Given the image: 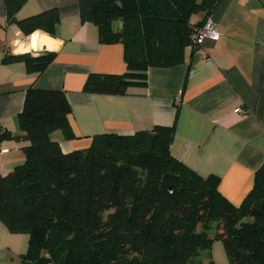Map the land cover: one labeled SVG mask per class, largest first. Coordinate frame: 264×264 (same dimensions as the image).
<instances>
[{"label":"trees","instance_id":"16d2710c","mask_svg":"<svg viewBox=\"0 0 264 264\" xmlns=\"http://www.w3.org/2000/svg\"><path fill=\"white\" fill-rule=\"evenodd\" d=\"M27 0H4L6 19L26 35L53 34L56 10L17 20ZM219 0H78L81 23L97 27L101 44L120 43L126 72L87 76L86 94L125 95L145 86L146 71L183 62L195 27ZM120 23L114 29V23ZM53 53L6 56L41 73ZM63 91L29 88L15 140L25 162L0 173V222L29 237L21 264H214L222 243L229 264H264V162L238 206L218 192L219 179L201 178L170 155L173 126L128 136L97 135L89 148L63 153L49 136L73 134ZM0 131V141L11 139ZM212 229L214 232L211 233ZM206 252V258L202 253Z\"/></svg>","mask_w":264,"mask_h":264},{"label":"crops","instance_id":"0c3cea01","mask_svg":"<svg viewBox=\"0 0 264 264\" xmlns=\"http://www.w3.org/2000/svg\"><path fill=\"white\" fill-rule=\"evenodd\" d=\"M49 10H56L59 19L53 34L36 30L26 35L7 22L0 0V131L12 137L0 141V173L6 175L25 162L28 143L15 138L24 135L17 117L26 90H59L70 107L73 138L66 139L60 131L49 138L63 153L89 148L97 135L123 137L173 126L170 155L201 178L217 177L221 196L240 205L264 162V0H219L210 17L220 39L202 45L209 62L186 47L182 63L148 68L145 86L131 85L125 95L82 91L89 74L122 75L126 65L122 44L99 43L97 27L81 23L78 0H27L16 19ZM201 20V14L191 19ZM120 26L113 24L114 29ZM45 52L53 58L41 73L28 71L24 62H2L6 56ZM239 109L246 115H238ZM28 240L27 234L11 233L0 222V264H21ZM210 256L214 264H229L218 240Z\"/></svg>","mask_w":264,"mask_h":264},{"label":"built area","instance_id":"2783aa9c","mask_svg":"<svg viewBox=\"0 0 264 264\" xmlns=\"http://www.w3.org/2000/svg\"><path fill=\"white\" fill-rule=\"evenodd\" d=\"M191 34V45L194 48V54L199 57L202 62H209V55L203 49L202 45L205 40H211L217 42L220 39V34L217 31L216 24L211 17H208L201 25L197 26L196 23ZM176 103L179 102L178 99H175ZM238 115L241 117L246 115V112L242 109L237 111Z\"/></svg>","mask_w":264,"mask_h":264},{"label":"clouds","instance_id":"9594fccd","mask_svg":"<svg viewBox=\"0 0 264 264\" xmlns=\"http://www.w3.org/2000/svg\"><path fill=\"white\" fill-rule=\"evenodd\" d=\"M37 31H39V30H37ZM35 35L36 34L33 35V44H35ZM49 50L52 51L53 49H49Z\"/></svg>","mask_w":264,"mask_h":264},{"label":"bare ground","instance_id":"6f19581e","mask_svg":"<svg viewBox=\"0 0 264 264\" xmlns=\"http://www.w3.org/2000/svg\"><path fill=\"white\" fill-rule=\"evenodd\" d=\"M39 41H40V40H39ZM41 41H42V40H41ZM39 43H41V42H39ZM39 43H38V44H39ZM40 45H41V44H40ZM40 45H39V46H40Z\"/></svg>","mask_w":264,"mask_h":264}]
</instances>
